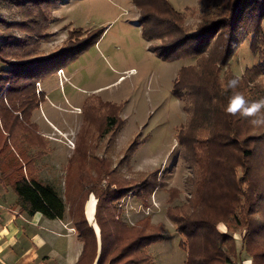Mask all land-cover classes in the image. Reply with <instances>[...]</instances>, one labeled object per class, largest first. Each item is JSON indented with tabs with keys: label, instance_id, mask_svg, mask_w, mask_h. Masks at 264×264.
Masks as SVG:
<instances>
[{
	"label": "rangeland",
	"instance_id": "374dc122",
	"mask_svg": "<svg viewBox=\"0 0 264 264\" xmlns=\"http://www.w3.org/2000/svg\"><path fill=\"white\" fill-rule=\"evenodd\" d=\"M167 1L183 13L181 34L197 33L216 21L211 32L221 25L219 34H237L240 43L228 65L234 75L240 77L258 66V57L264 53V18L259 13L233 22L231 7L236 0ZM145 2V10L154 13L162 0ZM140 12L133 0H60L55 6L50 0H0V99L6 105H1L2 117L6 123L11 117L8 107L16 110L19 104L20 108H29L31 97L42 100L30 111L28 123H32L30 132L38 135L46 147L23 151L36 160L37 175L54 185L69 205L79 189L75 182L81 168L75 165V155L85 151L87 158L93 154L104 157L110 173L107 177L112 178L119 170L122 185L132 184L114 201L119 223L134 226L146 218L145 229L162 234L145 250L151 262L186 264L181 245L184 237L176 231L169 215L186 217L191 213L196 180L185 145L178 142L177 135L185 128L189 115L184 101L174 95L173 85L179 69L194 61L165 60L151 50L150 46H159L161 41L143 37ZM162 16L165 19L166 15ZM100 30L103 32L98 41L72 57L62 68L63 73H59L58 66L49 67L51 56L63 47ZM167 34L179 33L171 30ZM252 37L257 43L254 48L250 45ZM25 66L40 73L46 70L47 76L35 82V91L32 79L18 77L17 72H27ZM226 69L221 68V72ZM260 81L264 83V78ZM12 88L11 102L6 93ZM107 102L118 107L119 128L101 133L104 108L99 110L98 104ZM18 116L17 122L20 111ZM22 116L25 120V113ZM93 162L84 165L90 174L94 172ZM107 180L106 176L100 179L101 188ZM68 181L74 185L71 187ZM90 195L96 204L97 198ZM224 226L218 225L219 229ZM242 234L241 229L233 232L234 238H242ZM235 248L234 260L243 264L245 253Z\"/></svg>",
	"mask_w": 264,
	"mask_h": 264
},
{
	"label": "trees",
	"instance_id": "16d2710c",
	"mask_svg": "<svg viewBox=\"0 0 264 264\" xmlns=\"http://www.w3.org/2000/svg\"><path fill=\"white\" fill-rule=\"evenodd\" d=\"M145 1L133 0L141 11L138 21L143 37L147 41H161L159 46H150L151 50L165 60L190 58L194 61L179 69L173 85L174 95L184 101L189 115L185 128L177 135L178 142L185 145L196 180L191 213L186 217L169 215L176 231L184 237L181 245L186 252V264H233L236 257L233 232L237 229L242 230V251L251 264H264V127L253 126L250 123L252 118L232 116L225 111L233 95V90L227 87L231 79L239 78L235 91L242 93L249 101L264 98V83L260 81V78H264V60L260 58H264V53L261 52L258 57V66L238 77L228 69L234 49L240 43L237 34H219L221 25L216 32H211L217 21L207 23L197 33L181 34V11L173 8L167 0H162L158 11L153 13L145 10ZM50 2L55 6L60 0ZM257 13L264 18V0H236L231 7L233 22L241 16L251 17ZM162 15H166L165 19ZM171 30L179 34H167ZM102 32L84 34L81 41L65 46L60 53L51 56L47 64L62 69L88 44L96 43ZM169 35L171 38L168 39ZM255 44L257 46L256 39L254 42L252 37L251 47L254 48ZM25 67L27 72H17L18 77L32 79L35 91V82L47 76L44 74L46 70L40 73L36 68L31 70L30 66ZM224 67L227 69L221 72ZM41 68L46 69L47 66ZM14 91L12 88L6 93L11 102L10 95ZM31 101L29 108L26 105L20 108L19 104L16 110L8 107L11 117L4 123L3 99H0L3 127L0 128V184L14 191L15 206L28 215L40 213L49 219H63L68 215L77 231L78 240L83 243L77 264H153L145 250L149 243L162 238V234L148 232L145 229L146 218L134 226L119 223L115 217L114 201L132 184L122 185L119 170L112 178L107 177L110 173L104 157L93 154L87 158L83 151L81 155H75L77 162L76 158L69 161V166L75 161L76 167L81 168L79 180L75 182L79 188L77 196L69 200V205L54 185L37 175L36 160L23 154L33 146L46 147L38 135L30 132L32 123H28L30 111L42 100L31 97ZM102 107L101 133L117 130L118 107L108 102L98 104L99 110ZM19 111L20 125L17 122ZM21 113H25V120ZM19 138L24 139L19 141ZM88 161H94L93 174L89 173L88 167H84ZM103 176L108 180L106 186L101 188L99 181ZM68 182L71 187L74 185L72 181ZM147 191L149 194L150 185ZM90 194L97 198L94 218L98 233L84 213ZM75 214L79 217L75 218ZM220 223L225 225V231L218 229Z\"/></svg>",
	"mask_w": 264,
	"mask_h": 264
},
{
	"label": "crops",
	"instance_id": "0c3cea01",
	"mask_svg": "<svg viewBox=\"0 0 264 264\" xmlns=\"http://www.w3.org/2000/svg\"><path fill=\"white\" fill-rule=\"evenodd\" d=\"M15 202L14 191L0 184V264H77L83 243L78 240L71 220L66 216L49 219L40 213L28 215ZM94 211L95 202L90 195L84 213L98 233ZM219 230L225 231V226ZM235 243L239 253L242 239L235 238ZM245 261L251 260L245 256Z\"/></svg>",
	"mask_w": 264,
	"mask_h": 264
},
{
	"label": "clouds",
	"instance_id": "9594fccd",
	"mask_svg": "<svg viewBox=\"0 0 264 264\" xmlns=\"http://www.w3.org/2000/svg\"><path fill=\"white\" fill-rule=\"evenodd\" d=\"M239 86V78L228 81L227 87L233 90V95L225 109L226 113L232 116L239 115L241 118L250 119V123L255 127H264V98L256 101H249L239 91H235ZM251 264V261H245Z\"/></svg>",
	"mask_w": 264,
	"mask_h": 264
},
{
	"label": "built area",
	"instance_id": "2783aa9c",
	"mask_svg": "<svg viewBox=\"0 0 264 264\" xmlns=\"http://www.w3.org/2000/svg\"><path fill=\"white\" fill-rule=\"evenodd\" d=\"M59 73H63V70L62 69H59Z\"/></svg>",
	"mask_w": 264,
	"mask_h": 264
}]
</instances>
